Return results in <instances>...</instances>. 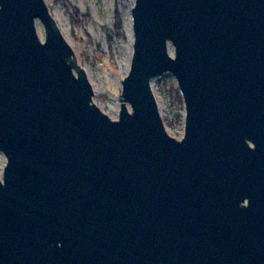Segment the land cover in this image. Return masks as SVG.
<instances>
[{
	"label": "water",
	"instance_id": "obj_1",
	"mask_svg": "<svg viewBox=\"0 0 264 264\" xmlns=\"http://www.w3.org/2000/svg\"><path fill=\"white\" fill-rule=\"evenodd\" d=\"M131 17L112 120L44 1L0 0V264H264V0H135ZM164 73L180 140L151 89Z\"/></svg>",
	"mask_w": 264,
	"mask_h": 264
},
{
	"label": "rangeland",
	"instance_id": "obj_2",
	"mask_svg": "<svg viewBox=\"0 0 264 264\" xmlns=\"http://www.w3.org/2000/svg\"><path fill=\"white\" fill-rule=\"evenodd\" d=\"M60 33L73 50L91 85L92 102L110 119L119 112L121 81L130 67L133 47L131 10L135 0H43ZM40 41L41 23L35 21ZM168 53L173 49L168 45ZM166 132L176 140L184 133V105L174 76L164 73L151 80ZM6 157L0 152V179Z\"/></svg>",
	"mask_w": 264,
	"mask_h": 264
}]
</instances>
